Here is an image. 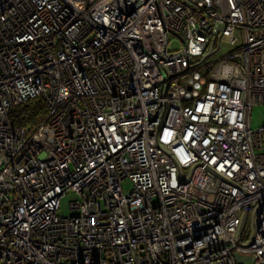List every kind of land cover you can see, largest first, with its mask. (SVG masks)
<instances>
[{
    "label": "built area",
    "instance_id": "obj_1",
    "mask_svg": "<svg viewBox=\"0 0 264 264\" xmlns=\"http://www.w3.org/2000/svg\"><path fill=\"white\" fill-rule=\"evenodd\" d=\"M258 105L264 0H0V264H264Z\"/></svg>",
    "mask_w": 264,
    "mask_h": 264
},
{
    "label": "rangeland",
    "instance_id": "obj_2",
    "mask_svg": "<svg viewBox=\"0 0 264 264\" xmlns=\"http://www.w3.org/2000/svg\"><path fill=\"white\" fill-rule=\"evenodd\" d=\"M170 45L172 49H178L182 45V43L179 39L172 37V42ZM228 50L229 48L227 47V45H223L221 51L217 55H214L212 57V60L221 59L223 56L226 55ZM263 118H264L263 108L259 105L254 106L250 118V120L252 121V127L253 128L259 127L264 121ZM123 188L125 193H129L132 189V183L129 180L124 181ZM77 199L78 196L74 192L67 193L61 201L59 214L65 216L76 215L77 212L70 209V203L72 201H76Z\"/></svg>",
    "mask_w": 264,
    "mask_h": 264
},
{
    "label": "trees",
    "instance_id": "obj_3",
    "mask_svg": "<svg viewBox=\"0 0 264 264\" xmlns=\"http://www.w3.org/2000/svg\"><path fill=\"white\" fill-rule=\"evenodd\" d=\"M47 110L43 101L38 98L17 106L11 115L15 126H33L44 119Z\"/></svg>",
    "mask_w": 264,
    "mask_h": 264
},
{
    "label": "water",
    "instance_id": "obj_4",
    "mask_svg": "<svg viewBox=\"0 0 264 264\" xmlns=\"http://www.w3.org/2000/svg\"><path fill=\"white\" fill-rule=\"evenodd\" d=\"M179 174L180 175H182V172H179ZM259 211V210H258ZM257 212L255 213V215L253 216L254 217V219L256 218L255 216H257ZM245 217V215L243 216V218ZM244 225H245V218L243 219V222H242V224L240 225V227H239V229H238V234H237V239H238V241H240V237H241V233H242V229L244 228ZM237 259L239 260V261H241L242 259L240 258V257H237Z\"/></svg>",
    "mask_w": 264,
    "mask_h": 264
}]
</instances>
